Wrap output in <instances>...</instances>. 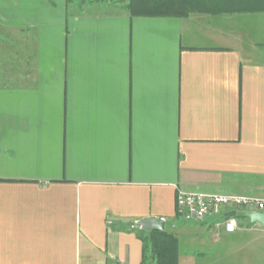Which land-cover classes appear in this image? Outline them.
Wrapping results in <instances>:
<instances>
[{
    "label": "crops",
    "instance_id": "crops-1",
    "mask_svg": "<svg viewBox=\"0 0 264 264\" xmlns=\"http://www.w3.org/2000/svg\"><path fill=\"white\" fill-rule=\"evenodd\" d=\"M254 3L135 17L94 1L0 0V264H156L144 238L161 232L132 227L147 219L165 220L177 264H264V226L217 227L245 211L177 216L179 192L264 197Z\"/></svg>",
    "mask_w": 264,
    "mask_h": 264
},
{
    "label": "built area",
    "instance_id": "built-area-1",
    "mask_svg": "<svg viewBox=\"0 0 264 264\" xmlns=\"http://www.w3.org/2000/svg\"><path fill=\"white\" fill-rule=\"evenodd\" d=\"M237 211L255 212L264 214V197H243L225 195H207L197 193L179 192L177 195V216L184 221L203 222L210 216H221L226 209ZM222 227L224 232L232 234L236 232L238 223L235 217H224ZM164 222L165 220L162 219ZM140 227V224L132 226Z\"/></svg>",
    "mask_w": 264,
    "mask_h": 264
},
{
    "label": "trees",
    "instance_id": "trees-1",
    "mask_svg": "<svg viewBox=\"0 0 264 264\" xmlns=\"http://www.w3.org/2000/svg\"><path fill=\"white\" fill-rule=\"evenodd\" d=\"M195 4L196 0H129L127 10L135 17H184L195 9ZM254 4H262L260 8L264 10V0ZM144 245V251L150 253L156 264H177L176 241L171 234L161 232L144 238Z\"/></svg>",
    "mask_w": 264,
    "mask_h": 264
},
{
    "label": "water",
    "instance_id": "water-1",
    "mask_svg": "<svg viewBox=\"0 0 264 264\" xmlns=\"http://www.w3.org/2000/svg\"><path fill=\"white\" fill-rule=\"evenodd\" d=\"M225 217H243L251 221L252 225L261 224L264 226V214L255 213V212H245L239 213L236 211L229 212ZM140 227L144 230L145 233H150L152 230H157L160 232L164 231V222L160 219H147L140 223Z\"/></svg>",
    "mask_w": 264,
    "mask_h": 264
},
{
    "label": "rangeland",
    "instance_id": "rangeland-1",
    "mask_svg": "<svg viewBox=\"0 0 264 264\" xmlns=\"http://www.w3.org/2000/svg\"><path fill=\"white\" fill-rule=\"evenodd\" d=\"M86 1H91V2L94 1L96 3H102V4H108L109 3V4L114 5V6L119 5V7H121V8L124 6L127 7L128 3H129V0H84V3ZM16 39H17V42L15 41L17 44L16 46L18 49H20L22 51L21 57H23V59H24V57H27L28 50H30V46H32V42L29 41V35L28 34H22L20 37L18 36ZM18 42H20V43H18ZM23 62H25V61L23 60ZM23 65H24V63H23Z\"/></svg>",
    "mask_w": 264,
    "mask_h": 264
}]
</instances>
